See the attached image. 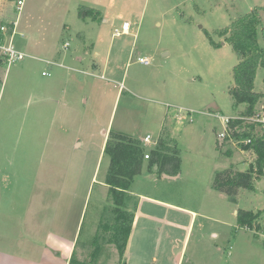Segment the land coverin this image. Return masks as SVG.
<instances>
[{
    "label": "rangeland",
    "instance_id": "1",
    "mask_svg": "<svg viewBox=\"0 0 264 264\" xmlns=\"http://www.w3.org/2000/svg\"><path fill=\"white\" fill-rule=\"evenodd\" d=\"M16 2L0 0V22L16 20L14 45L29 56L8 69L0 62V167L6 172L0 187L10 194L9 207L16 202L12 193L21 177L31 195V167L44 172L54 166L59 182L66 167L96 158L97 142L107 127L136 139L148 134L157 141L163 126L161 131L172 140L164 154L177 153L178 178L162 179L148 165L134 179V192L165 205L149 204L137 194L125 197L126 209L136 216L126 264H264V215L250 230L237 227L235 215L238 209L263 210L264 178L255 180V190H240L234 200L211 186L216 172L229 165L244 171L253 161L241 144L217 137L224 131L221 117H237L227 90L238 56L215 32L252 9L264 8V0H23L18 14ZM78 5L96 9L102 20L78 18ZM260 16L264 28V10ZM123 23H128V31L116 35ZM138 57L148 58L150 64L138 63ZM44 60L56 65L48 66ZM42 70L49 77L42 78ZM261 76L259 70L256 91ZM46 86L50 88L45 90ZM39 91H48V101L38 102ZM78 132L94 136L87 146L83 136L87 155L85 149L69 154ZM142 147L146 153L155 148ZM21 151L27 161L22 169L15 160ZM9 158L15 161L10 163ZM108 166L104 156L82 213L72 249L81 261L91 259L95 238L103 232L100 226L114 221L113 203L99 185ZM43 190L47 192L39 189L41 203ZM58 191L50 192V208L56 201L57 215L68 209L61 218H67L63 230L72 237L83 190L73 191L68 205ZM109 235L106 231L100 240L94 264H119ZM6 239L8 247L21 241ZM55 246L64 259L68 245Z\"/></svg>",
    "mask_w": 264,
    "mask_h": 264
},
{
    "label": "trees",
    "instance_id": "2",
    "mask_svg": "<svg viewBox=\"0 0 264 264\" xmlns=\"http://www.w3.org/2000/svg\"><path fill=\"white\" fill-rule=\"evenodd\" d=\"M261 10L264 8L252 9L231 21L227 27L215 32V35L230 45L238 56V62L232 68V84L227 90L238 119L229 121L228 135L234 141L250 140L248 145L241 144V146L243 151L253 158L250 168L244 171L229 165L215 173L211 184L212 189L230 200H234L240 190H255V180L264 174V135L258 124L249 122L260 107L264 106V93L255 91L254 85L259 70H262L264 82V46L258 43L259 32L262 33L264 40ZM77 16L82 20L89 19L94 22L102 20L99 11L82 5L77 7ZM208 37L210 44L216 46L211 36L208 35ZM171 141V138L161 131L156 147L149 151L148 165L152 170L154 166H157L160 175L177 174V153L171 156L164 154ZM216 150L220 151L218 142H216ZM144 154L145 150L137 139L123 134L109 133L103 150V155L109 159L104 184L108 187L107 194L113 203L114 221L110 226H100L103 232L95 238V249L89 261L76 259L73 252L68 264H94L99 253L98 244L104 240L106 231L110 233L109 244L117 250L119 264H126L125 251L134 215L126 209L124 199L134 179L142 171ZM235 215L237 227L250 230L256 227L259 219L264 215V208L257 212L238 209ZM257 228L259 229V226Z\"/></svg>",
    "mask_w": 264,
    "mask_h": 264
},
{
    "label": "crops",
    "instance_id": "3",
    "mask_svg": "<svg viewBox=\"0 0 264 264\" xmlns=\"http://www.w3.org/2000/svg\"><path fill=\"white\" fill-rule=\"evenodd\" d=\"M262 46H264V44ZM69 70L74 71V68L70 67ZM44 71L45 70L41 71V77H49V74L47 76H42V72ZM89 74H94V72ZM23 76L29 77L26 74H24ZM97 76L102 77V75ZM48 88L50 87L46 86L45 90H48ZM92 90H94V88H92ZM119 91L120 89L117 90L115 98L118 97ZM257 92L264 93L263 75L260 78L259 90ZM38 94H41L37 97L38 102L48 101V99L50 98V96L47 95L48 91H39ZM161 129L159 131V136L161 133ZM110 132L113 131H109L107 127V129L103 131V136L99 138L97 142L99 144V151L96 155V158L91 157L88 160L86 158L82 162H75L72 167H66V169H63V172L59 177V182H56V172L53 168L54 166H48V168L44 170V172H41L39 167H31V186H33V189L30 188L31 195L28 196V186L23 182L24 178L21 177L20 180L22 181L19 182V184L16 183V190L12 193L14 198H16V202L14 201V204H11V207H9L8 202L10 201V199L8 198L10 194L7 191H3L0 187V264H68V261L72 255V249L76 241L79 224L81 222L82 213L86 205L88 195L91 189L93 188V184L97 183L96 175L99 170L100 161H102L104 157L103 150ZM114 133L123 134L125 136L136 139L134 136L122 133V131H116ZM83 136L86 137V146L88 145V139L93 143L94 136L92 134L88 133L85 135H81V133L78 132L76 137L71 142V149H68L69 154H72L73 150L74 152H78L84 151L85 149L84 153H86V155L87 152H90L87 147L83 148L85 138ZM145 136L138 137L137 140L140 142ZM31 140L34 142V137H32ZM75 142H77V145L73 147ZM33 145L34 144H32V148ZM240 152H242L243 154V151ZM23 153L24 152L21 151L20 155L17 154V158L15 159L16 164H20L21 169L23 168L24 163L27 164V161H24L25 153ZM30 153L31 156L34 157V149H31ZM52 155H54V152L52 153ZM8 160L11 161L10 163H13L15 161L11 158H9ZM147 161L148 160L143 161V167L148 166ZM11 167L12 166H10V168ZM2 174L5 175L6 172L2 167H0V180L3 177ZM168 176L173 177V179H165L162 177V175H160L159 177L165 180H174L178 178L177 174ZM14 178L15 180H17V176H14ZM260 178H264V174ZM99 185L102 187V189H104L103 193L106 196L108 187L104 184V179L99 181ZM40 187L47 190V192L43 190L42 203L39 193V189H41ZM62 188L67 189V192H61ZM79 188L83 190L81 193H79L80 196L78 197H80V200L77 203V205H79L80 212L79 215L76 216L73 224L71 225V228L74 232L73 236L71 237V234L66 235L63 230L66 226L67 218H61L62 215H66L68 209H62V212L58 213L57 215L55 209L56 201L52 202L50 208L49 197L50 192L56 195L57 190H59L58 192L61 194L60 198L64 200L66 205H68L72 202V195H75L73 191L78 190ZM131 188L132 187H130V190L125 195V197L128 195L135 196L137 194L136 196L140 200L145 201L149 204L160 206L165 205V202L150 196H146L142 193L134 192ZM68 189H71L72 192ZM24 193L27 195L26 199H24ZM45 203L47 204V206H45ZM135 218L136 216H134L133 218L131 233L125 251L126 254L128 252V247L131 243L130 240L132 241V234L134 230L133 226L136 220ZM8 237H16V239L19 238L21 239V241L16 240L15 242H13V245H10V247H8V245L6 246V238ZM39 238H44V242H42V244L39 243ZM61 242L67 244L68 249L64 259L60 260L59 254L61 252L55 248V245L56 243L60 244ZM136 264L138 263L136 262Z\"/></svg>",
    "mask_w": 264,
    "mask_h": 264
},
{
    "label": "built area",
    "instance_id": "4",
    "mask_svg": "<svg viewBox=\"0 0 264 264\" xmlns=\"http://www.w3.org/2000/svg\"><path fill=\"white\" fill-rule=\"evenodd\" d=\"M23 5V0H17L16 5H15V9L17 11V14L20 12L21 7ZM128 23H123L122 28H121V32L120 33H116V35H120V34H124L128 31ZM16 29V21L12 22L11 24H2L0 26V62L5 64L7 69L18 63L23 61L25 58L29 57L27 56L24 52H22L21 50H19L13 42V35ZM68 44H64V48H67ZM138 63L143 64L145 66L150 64V60L148 58H141L138 57L137 58ZM46 65H56V63L51 62V61H43ZM48 73L46 71L42 72V76H47ZM182 118L185 117H177L178 120H181ZM233 119H238V117H234V118H222L221 120L224 124V131L221 132L220 134L217 135L218 138L222 139V138H229L231 141H234L233 139H231L228 135V124L230 120ZM191 117H189V121H191ZM249 122H253L258 124L259 128L263 130V135H264V106H261L260 109L258 110V112L256 113V115L252 118H250ZM238 144H244V145H248L250 143V140H245V141H236ZM140 144L142 146H146V145H152L153 148L156 147L157 145V141H153L151 139L150 135H146L141 141ZM144 159L147 160L149 159V152H145L144 154Z\"/></svg>",
    "mask_w": 264,
    "mask_h": 264
},
{
    "label": "water",
    "instance_id": "5",
    "mask_svg": "<svg viewBox=\"0 0 264 264\" xmlns=\"http://www.w3.org/2000/svg\"><path fill=\"white\" fill-rule=\"evenodd\" d=\"M222 45H225V42H222ZM154 170H157V166H154ZM162 177L165 178V179H173V177H170L166 174H162Z\"/></svg>",
    "mask_w": 264,
    "mask_h": 264
}]
</instances>
